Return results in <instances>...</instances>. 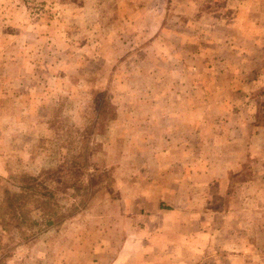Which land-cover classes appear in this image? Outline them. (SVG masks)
Here are the masks:
<instances>
[{
    "label": "rangeland",
    "instance_id": "1",
    "mask_svg": "<svg viewBox=\"0 0 264 264\" xmlns=\"http://www.w3.org/2000/svg\"><path fill=\"white\" fill-rule=\"evenodd\" d=\"M182 138L264 246V0H0V264H174Z\"/></svg>",
    "mask_w": 264,
    "mask_h": 264
},
{
    "label": "crops",
    "instance_id": "2",
    "mask_svg": "<svg viewBox=\"0 0 264 264\" xmlns=\"http://www.w3.org/2000/svg\"><path fill=\"white\" fill-rule=\"evenodd\" d=\"M186 141L188 139H180L177 141L179 146L170 150L176 151V158L185 154L186 158L191 159L190 166L184 165L183 161L179 160V168L174 169L161 180V185L163 188L166 187V190L168 187L178 189L176 194H173L168 192L170 190L166 191L161 187L166 198H176V201L165 203L164 198H158L155 203L159 209L170 210L175 206L173 212L176 219L173 232L169 233V237L176 240L175 245L168 249L174 256V264H264L262 242L259 239L242 241L237 230H235L236 234H232V225L227 224L229 214L220 213L213 206L223 205V203L217 201L216 197L209 199L207 195L202 196L199 193L200 186H205L210 181L229 179L228 174L232 169L227 167L229 171H226L224 164L228 161L227 158L230 159L235 155L223 150H217L210 155V151L189 148ZM162 150L158 152L160 166L167 163L160 156ZM209 156H215V158H208ZM218 158L220 160H217ZM200 161L203 162L202 166L199 165ZM188 181H191V185ZM162 192L160 194L158 192L160 197ZM189 223V230L184 229ZM186 238L189 240H185ZM141 250L136 254L132 252V255H136L137 264H153L147 263L145 258V252L149 249L142 247ZM158 252L159 249L154 254ZM188 253L191 254V258L186 257Z\"/></svg>",
    "mask_w": 264,
    "mask_h": 264
},
{
    "label": "trees",
    "instance_id": "3",
    "mask_svg": "<svg viewBox=\"0 0 264 264\" xmlns=\"http://www.w3.org/2000/svg\"><path fill=\"white\" fill-rule=\"evenodd\" d=\"M47 190H48V189H47ZM47 190L44 191V192H42V193H43V194H46V193L48 192V194H49V192H51V191H49V190L47 191ZM167 208H169V207H167Z\"/></svg>",
    "mask_w": 264,
    "mask_h": 264
}]
</instances>
